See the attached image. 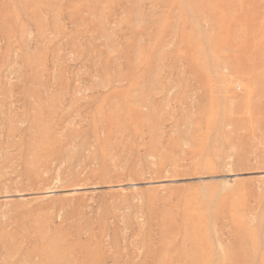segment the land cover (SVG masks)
<instances>
[{
  "label": "rangeland",
  "instance_id": "rangeland-1",
  "mask_svg": "<svg viewBox=\"0 0 264 264\" xmlns=\"http://www.w3.org/2000/svg\"><path fill=\"white\" fill-rule=\"evenodd\" d=\"M0 264H264V0H0Z\"/></svg>",
  "mask_w": 264,
  "mask_h": 264
}]
</instances>
